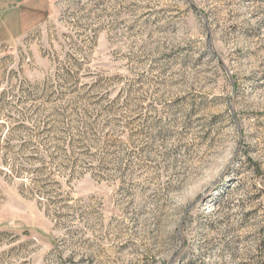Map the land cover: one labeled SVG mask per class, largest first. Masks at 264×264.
<instances>
[{
	"label": "rangeland",
	"instance_id": "obj_1",
	"mask_svg": "<svg viewBox=\"0 0 264 264\" xmlns=\"http://www.w3.org/2000/svg\"><path fill=\"white\" fill-rule=\"evenodd\" d=\"M73 54L128 89L114 135L59 219L0 165V264H264V0H0L9 105Z\"/></svg>",
	"mask_w": 264,
	"mask_h": 264
},
{
	"label": "trees",
	"instance_id": "obj_2",
	"mask_svg": "<svg viewBox=\"0 0 264 264\" xmlns=\"http://www.w3.org/2000/svg\"><path fill=\"white\" fill-rule=\"evenodd\" d=\"M86 63L85 57L74 54L57 61V86L14 88V94L10 91L14 107L4 101L9 92H0V117L6 109L14 113L11 125L0 118V139L5 127L7 141L14 137V158L9 157L11 145L0 144V150H5L0 154V165L11 169L20 187H26L27 193L19 190L22 195L35 199L47 215L56 219L67 212L72 184L90 172L84 162L90 158L89 152L99 141L111 143L115 129L109 116L128 91L121 87L114 93L112 86L119 84V76L87 73ZM83 77L89 79L82 81ZM44 98L47 103L41 101ZM51 100L64 103L54 106ZM42 112L45 115L40 118ZM44 168H52L53 173L56 170L60 179L42 176Z\"/></svg>",
	"mask_w": 264,
	"mask_h": 264
},
{
	"label": "water",
	"instance_id": "obj_3",
	"mask_svg": "<svg viewBox=\"0 0 264 264\" xmlns=\"http://www.w3.org/2000/svg\"><path fill=\"white\" fill-rule=\"evenodd\" d=\"M201 196H202V195H201ZM178 252H179V249H177V250L172 254V256H171L169 262H172V261H173V259L177 256Z\"/></svg>",
	"mask_w": 264,
	"mask_h": 264
}]
</instances>
